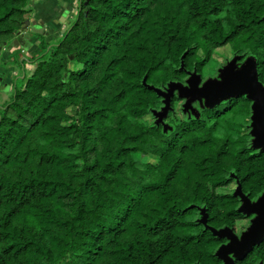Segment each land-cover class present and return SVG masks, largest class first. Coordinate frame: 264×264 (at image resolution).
Here are the masks:
<instances>
[{"label":"trees","instance_id":"1","mask_svg":"<svg viewBox=\"0 0 264 264\" xmlns=\"http://www.w3.org/2000/svg\"><path fill=\"white\" fill-rule=\"evenodd\" d=\"M33 1L0 0V65ZM227 46L264 87V0H80L58 42L14 53L35 69L0 107V264H226L239 192L264 196L251 101L166 95ZM233 264H264V240Z\"/></svg>","mask_w":264,"mask_h":264},{"label":"crops","instance_id":"2","mask_svg":"<svg viewBox=\"0 0 264 264\" xmlns=\"http://www.w3.org/2000/svg\"><path fill=\"white\" fill-rule=\"evenodd\" d=\"M79 1L80 0H34L32 2V14L29 18L30 24L18 38L22 43L18 42L19 48H16L14 43V46L5 50L2 55L0 83L6 86L7 90L4 92L8 98H10L11 95L14 79L20 75L24 76V73H29L31 75L35 69L33 65L24 67L15 64L12 55L18 52L17 58L21 64L23 61L30 58L32 54L38 52L37 42L39 41V36L46 37L51 44L58 42L76 20ZM26 44H31V47L27 45L26 48L19 51V49ZM3 56L5 57L3 58ZM9 79L11 83H9ZM7 99L4 100L8 101Z\"/></svg>","mask_w":264,"mask_h":264},{"label":"water","instance_id":"3","mask_svg":"<svg viewBox=\"0 0 264 264\" xmlns=\"http://www.w3.org/2000/svg\"><path fill=\"white\" fill-rule=\"evenodd\" d=\"M29 24L30 22L28 21L26 27L29 26ZM15 47L19 48L18 41H15ZM244 67L246 69V74L248 79L252 80L257 85V92H259V89L264 87L258 83L256 66H254L252 62H249ZM234 68H236L235 64L232 66L229 73ZM201 83L202 80L200 79V77L194 76L193 79L189 82L190 89H185L184 86L182 85L172 86L170 90V94L166 95L168 98L167 101L168 106L171 97L177 91L180 92L181 97L183 98L195 99L197 93L200 91L199 86L201 85ZM235 95L236 94H231L229 96H235ZM253 128L254 131L252 132V134L256 139L257 147L261 150H264V131L260 129L258 123H254ZM239 194L244 202L241 211L249 215L252 214L258 215V218H256L255 222H253V228L250 234L246 235L243 238L242 242L238 240L237 236L232 231L226 230L219 233L220 236L227 237L231 241V244L224 246L219 252L220 258L223 259L226 262V264H233V260L230 258V256H234L238 258L243 257L248 251H251L255 246H257L260 239L264 236V196L256 203H253L241 192H239Z\"/></svg>","mask_w":264,"mask_h":264},{"label":"snow or ice","instance_id":"4","mask_svg":"<svg viewBox=\"0 0 264 264\" xmlns=\"http://www.w3.org/2000/svg\"><path fill=\"white\" fill-rule=\"evenodd\" d=\"M199 88L200 91L195 99H206L209 106L223 103L231 94H247L254 112L253 121L264 131V88H260L257 92V85L248 79L243 62L239 68L222 75L218 82H205Z\"/></svg>","mask_w":264,"mask_h":264},{"label":"rangeland","instance_id":"5","mask_svg":"<svg viewBox=\"0 0 264 264\" xmlns=\"http://www.w3.org/2000/svg\"><path fill=\"white\" fill-rule=\"evenodd\" d=\"M20 35H21V33H20ZM37 44L39 45V41L37 42ZM31 56H33V54ZM4 57L5 56H3V58ZM234 64H235V67L237 68L238 62H237L236 56H235L234 52L232 51L231 47L227 46V47H223V48L215 50L213 53L212 61L209 63V65L206 67V69L204 71V77L202 79L201 84H203L205 82H209V83L218 82L219 79L222 77V75H224L225 73H229V71L231 70V68ZM29 65H31V64L30 63L27 64L26 67ZM21 76L22 75H20L18 77H21ZM9 83H11L10 79H9ZM187 89H190V88H187ZM6 90H7L6 86H4V85H2V83H0V107H2L5 104V102H7L4 100V99L8 98V96H6L5 95L6 93L4 92ZM8 91H9V89H8ZM7 100H9V98ZM186 103H188V102L183 103L184 106L187 105ZM183 104H180L178 106V108H180ZM166 112H167V109L164 107V109H162V111L159 112V115L163 116V115H165ZM147 121H149L151 124L154 123L153 117H151V116L147 118ZM249 131L252 133L254 131V128L251 127ZM139 158L141 161H147V162H151V160H152L151 158H147V159H143L141 157H139ZM254 220H256V218H254ZM252 228H253L252 221L239 222L238 226H237L238 238L241 240L245 235H247L251 232ZM230 258L233 260L234 256H230Z\"/></svg>","mask_w":264,"mask_h":264},{"label":"flooded vegetation","instance_id":"6","mask_svg":"<svg viewBox=\"0 0 264 264\" xmlns=\"http://www.w3.org/2000/svg\"><path fill=\"white\" fill-rule=\"evenodd\" d=\"M251 202H253V201H251ZM256 202H257V201H255V202H253V203H256ZM246 214H247V213H246ZM247 216H248V220H246V221H252V223L256 221V220H254V218H258V215H254V214H252V215L247 214ZM249 234H250V233H249ZM235 235L237 236V233H236ZM247 235H248V234H247ZM245 236H246V235H245ZM245 236H244V237H245ZM244 237H243V238H244ZM237 238H238V236H237ZM243 238H242L241 240L238 238V240L242 242V241H243ZM263 240H264V236L260 239V241L258 242V244L261 243ZM229 244H231V241H229ZM229 244H228V245H229ZM255 247H256V246H255ZM255 247H254V248H255ZM254 248H253V249H254Z\"/></svg>","mask_w":264,"mask_h":264}]
</instances>
